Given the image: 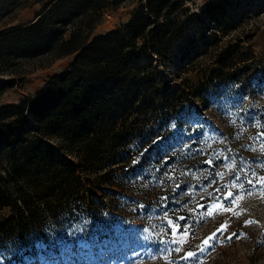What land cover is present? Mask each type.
<instances>
[{"label":"rangeland","instance_id":"374dc122","mask_svg":"<svg viewBox=\"0 0 264 264\" xmlns=\"http://www.w3.org/2000/svg\"><path fill=\"white\" fill-rule=\"evenodd\" d=\"M46 1L0 0V30L31 20ZM185 1L188 14L198 15L172 45V60L141 58L130 62L133 73L91 89L86 123L102 133L94 159L81 162L63 140L45 138L41 155L79 168L77 175L87 184L82 198H39L27 178L3 179L9 199L26 192L35 204L0 227V264H197L198 259L203 264H264V185L254 180L253 188L244 172L237 181L243 188L230 183L243 168L247 177L253 171L264 176L259 147L264 138L254 139L264 132V0H216L215 20L201 12L209 0ZM137 4L128 0L106 9L94 33L128 22ZM229 44L235 45L225 50ZM13 57L0 67V82L14 80L1 92L0 104L36 94L74 56ZM113 126L122 128L112 133ZM11 151L0 143V166ZM133 155L138 161L130 167ZM36 166L49 164L39 160ZM217 188L221 197L229 188L234 195L243 193L235 210L241 215L225 211L226 200L212 215H203L208 209L198 205L215 201ZM11 212L4 208L0 218ZM181 216L186 219L178 220ZM249 219L258 223L245 225ZM168 220L179 224L177 237L187 225L182 245H160L180 246L179 253H161L154 243L161 235L171 237ZM225 221L227 231L217 233L220 242L199 253L202 241ZM22 246L30 249L23 255L31 260L19 255ZM188 251L198 257L182 260Z\"/></svg>","mask_w":264,"mask_h":264},{"label":"trees","instance_id":"16d2710c","mask_svg":"<svg viewBox=\"0 0 264 264\" xmlns=\"http://www.w3.org/2000/svg\"><path fill=\"white\" fill-rule=\"evenodd\" d=\"M124 1L128 0H49L31 20L0 30V67L9 65L13 56H74L70 65L52 76L36 94L0 104V143L13 150L0 166V212L6 207L14 210L0 218V227L10 223L15 214L22 217L24 210L32 211L35 204L26 192L19 193L20 199L7 197L2 181L9 176L34 182L39 198L52 196L70 202L83 197L87 184H82L77 175L79 168L65 160L52 163L51 155L40 154V148L46 146L45 138L63 140L81 162L94 159L102 147V133L86 123L91 89L102 80L133 73L130 62L137 64L141 58L172 60V45L188 20L198 15L188 14L185 0H134L138 4L128 22L94 33L104 11ZM217 6L216 0H209L201 12L215 20ZM13 82H0V94ZM120 128L113 126L112 133ZM39 160L48 162L49 167L38 168ZM137 161L133 155L130 167Z\"/></svg>","mask_w":264,"mask_h":264},{"label":"snow or ice","instance_id":"6c2138e0","mask_svg":"<svg viewBox=\"0 0 264 264\" xmlns=\"http://www.w3.org/2000/svg\"><path fill=\"white\" fill-rule=\"evenodd\" d=\"M257 127H259V124L257 123L256 125ZM260 138H264V132H260L258 133L257 137H255V140H259ZM251 147L253 149H255V144L251 145ZM260 150L262 152H264V143L259 145ZM225 159H227V157H225ZM207 163H212L211 159H209L208 161H206ZM241 172L245 173V178L246 181L249 185H252L253 188H255V184L253 183V181L255 180L256 183L258 184H262L264 185V176H257L256 172L253 171L251 177H247V168H243L240 171H238L235 175V177L231 180V185L233 186H237L239 188H243V182H241L239 185H237V181H240L241 179ZM222 175V174H221ZM213 183H215V181H213ZM225 187H228V185L226 184ZM216 193L217 198L215 201H213L212 203L208 204L207 206H205L204 204H200L198 205V208H205L207 207V211L203 213V215H212V209L217 207V205L219 206H223V202L226 200L228 201V207L225 208V211H231L234 212L236 215H241L242 212H236V208L238 207V202L240 200L243 199V193H238L236 195L233 194V191L231 190V188L228 189V191L226 193L223 194V196L221 197L220 194V189L217 188L216 189ZM249 195H251L252 193L249 192ZM211 195V194H210ZM262 195H264V193H262ZM193 211H195V209H193ZM167 214H165L166 216ZM178 220H185L186 218L181 216L177 218ZM258 223L257 221H253L251 219L249 220H245L244 223L245 225L251 224V223ZM167 223L169 225H171V237H169V239L165 240L163 239V236L161 235V238L157 241H155L154 243L157 245V251L164 253V252H172L175 251L176 253H179L181 251V247L177 246L175 249H172L171 247L168 248H164V247H160V245H172V244H176V245H182L184 243V239L187 236V225L185 226V230L183 233H180V236L177 237V232L179 231V224H173V222L171 220H168ZM228 228V222L225 221L217 230L216 232H213L211 235H209L207 238H205L202 241V244L198 246V250L199 253H204L206 248L212 247V243L213 241L216 242H220L219 237L217 236V233L223 234L224 232L227 231ZM235 235V233H232L231 235H229L227 237L228 240L232 239V236ZM245 235L244 233H241V236ZM36 247H43L42 244L37 243ZM83 247H87V245H83ZM25 251H30V249L25 248V247H20L19 249V255H21L23 257L24 261H29L31 260V257L28 256H24V252ZM138 255V253H137ZM193 257H198V252H193V251H188L184 254V256L181 257L182 260H188L189 258H193ZM154 258V257H153ZM165 259H167V257L165 256ZM170 264H174V262H170ZM197 264H203L202 260H197Z\"/></svg>","mask_w":264,"mask_h":264}]
</instances>
